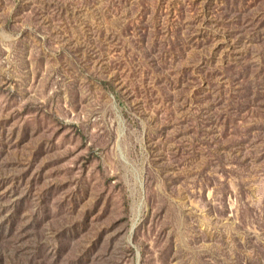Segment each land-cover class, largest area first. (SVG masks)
I'll list each match as a JSON object with an SVG mask.
<instances>
[{
  "label": "rangeland",
  "instance_id": "374dc122",
  "mask_svg": "<svg viewBox=\"0 0 264 264\" xmlns=\"http://www.w3.org/2000/svg\"><path fill=\"white\" fill-rule=\"evenodd\" d=\"M248 172L264 0H0V264H264Z\"/></svg>",
  "mask_w": 264,
  "mask_h": 264
},
{
  "label": "water",
  "instance_id": "95a60500",
  "mask_svg": "<svg viewBox=\"0 0 264 264\" xmlns=\"http://www.w3.org/2000/svg\"><path fill=\"white\" fill-rule=\"evenodd\" d=\"M259 166V165H258ZM258 166L256 169H258ZM243 181L248 183L250 189H248V194L250 197V203L256 207L264 204V177L255 178V175L252 173L245 174ZM260 184V191H258L255 186Z\"/></svg>",
  "mask_w": 264,
  "mask_h": 264
}]
</instances>
